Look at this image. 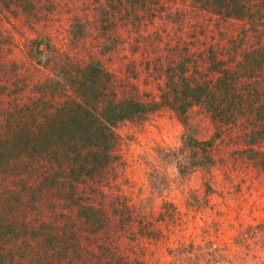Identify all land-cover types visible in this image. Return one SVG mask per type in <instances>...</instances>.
I'll return each mask as SVG.
<instances>
[{"label":"rangeland","instance_id":"1","mask_svg":"<svg viewBox=\"0 0 264 264\" xmlns=\"http://www.w3.org/2000/svg\"><path fill=\"white\" fill-rule=\"evenodd\" d=\"M161 1L146 7L139 0H47L28 17L20 8L16 15L3 9L0 97L28 101L72 95L60 70L85 62L107 70L115 83L127 78L141 91L155 93L165 70L186 64L191 84L206 79L213 89L219 71L210 65L209 50L224 67L232 65L241 51L231 42L239 21L217 17L189 0ZM248 44L246 36L241 46ZM203 108L192 103L179 113L162 105L141 120L114 125L121 162L110 189L136 218L149 220L155 233L146 237L133 229L138 234L133 241L120 240L121 252L136 255L140 264H211L213 256L225 264H264V170L240 151L245 146L238 137L239 119L221 125ZM218 125L224 141L211 150V160L181 174L177 150L190 137H210ZM233 149L241 152L236 159ZM159 212L163 219H156ZM181 246L189 257L178 254Z\"/></svg>","mask_w":264,"mask_h":264},{"label":"trees","instance_id":"2","mask_svg":"<svg viewBox=\"0 0 264 264\" xmlns=\"http://www.w3.org/2000/svg\"><path fill=\"white\" fill-rule=\"evenodd\" d=\"M45 1L0 0V12L16 15L20 8L28 17ZM189 1L240 23L231 39L241 48L240 57L232 65L224 67L209 50L210 65L219 71L213 89L206 79L191 84L186 64L165 70L164 84L155 93L141 91L127 78L115 83L107 70L85 62L60 70L72 95L28 101L0 97V264H140L136 255L121 252L120 240L155 233L149 220L136 218L110 189L121 162V137L114 125L141 120L162 105L182 113L192 103L201 104L221 125L239 119L238 137L245 146L240 151L264 170V0ZM139 2L146 7L163 3ZM246 36L249 44L242 47ZM218 126L210 137H190L177 150L181 174L211 160V150L224 141ZM238 151L231 150L232 159ZM163 212L171 219V211ZM163 216L159 212L156 219ZM178 254L190 256L184 246ZM210 263L225 264L215 256Z\"/></svg>","mask_w":264,"mask_h":264}]
</instances>
